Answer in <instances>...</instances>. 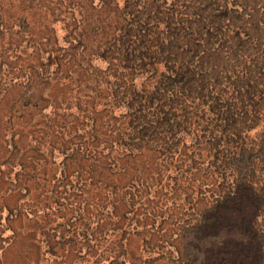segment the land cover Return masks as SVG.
Returning a JSON list of instances; mask_svg holds the SVG:
<instances>
[{
	"label": "rangeland",
	"instance_id": "rangeland-1",
	"mask_svg": "<svg viewBox=\"0 0 264 264\" xmlns=\"http://www.w3.org/2000/svg\"><path fill=\"white\" fill-rule=\"evenodd\" d=\"M241 182L264 241V0H0L12 261L203 264Z\"/></svg>",
	"mask_w": 264,
	"mask_h": 264
},
{
	"label": "trees",
	"instance_id": "trees-1",
	"mask_svg": "<svg viewBox=\"0 0 264 264\" xmlns=\"http://www.w3.org/2000/svg\"><path fill=\"white\" fill-rule=\"evenodd\" d=\"M193 75L190 71L188 74L175 71L165 74L164 79L166 85L179 80L183 90L192 82L188 81V77ZM170 95L171 99L185 96L181 91ZM262 204L261 196L248 182L238 184L217 204L211 211L210 219L202 221L200 230L208 233L226 227V231H231V237L209 248L203 264H264V241L257 228Z\"/></svg>",
	"mask_w": 264,
	"mask_h": 264
},
{
	"label": "crops",
	"instance_id": "crops-1",
	"mask_svg": "<svg viewBox=\"0 0 264 264\" xmlns=\"http://www.w3.org/2000/svg\"><path fill=\"white\" fill-rule=\"evenodd\" d=\"M9 248L0 247V264H23L21 260H11L9 258Z\"/></svg>",
	"mask_w": 264,
	"mask_h": 264
}]
</instances>
